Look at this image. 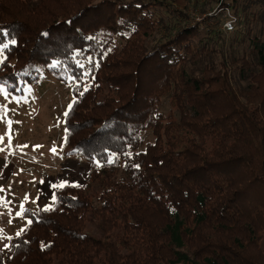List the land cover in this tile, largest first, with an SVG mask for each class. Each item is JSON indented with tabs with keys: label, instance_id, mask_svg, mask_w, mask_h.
I'll return each instance as SVG.
<instances>
[{
	"label": "trees",
	"instance_id": "trees-1",
	"mask_svg": "<svg viewBox=\"0 0 264 264\" xmlns=\"http://www.w3.org/2000/svg\"><path fill=\"white\" fill-rule=\"evenodd\" d=\"M189 1L0 0V86L68 85L88 165L0 264H264V0H193L228 35L177 27Z\"/></svg>",
	"mask_w": 264,
	"mask_h": 264
},
{
	"label": "rangeland",
	"instance_id": "rangeland-1",
	"mask_svg": "<svg viewBox=\"0 0 264 264\" xmlns=\"http://www.w3.org/2000/svg\"><path fill=\"white\" fill-rule=\"evenodd\" d=\"M201 4L200 1L193 6V0H190L175 7L181 12L176 17L177 27H190L193 14L202 15L212 10L203 11ZM220 23L218 16L194 26H207L218 32ZM38 70L37 84L25 86L16 94L6 92L3 87L4 92H0V105L7 106V118L13 121L11 151L15 153L0 152V187L5 189L0 196L11 201L7 208L0 207V229L3 230L0 251L8 246V237H14L27 224L26 219L16 216L21 204L28 211L41 210L51 204L52 195L58 189L52 188V184L66 181L68 185H81L88 171L84 160L62 152L63 113L72 100L70 87L55 81L41 67ZM7 131L6 123L0 122V134ZM7 143L5 136L4 146ZM53 145L57 147L58 155L50 151Z\"/></svg>",
	"mask_w": 264,
	"mask_h": 264
},
{
	"label": "snow or ice",
	"instance_id": "snow-or-ice-1",
	"mask_svg": "<svg viewBox=\"0 0 264 264\" xmlns=\"http://www.w3.org/2000/svg\"><path fill=\"white\" fill-rule=\"evenodd\" d=\"M4 36H7L8 34L5 32L3 33ZM16 40L15 39H11L8 40L6 43H0V63H3V57H2V53L4 49H7L9 47V44H15ZM85 91H87V87H85L84 89ZM0 92H4V89L2 87H0ZM84 93L81 92L80 95L82 96ZM7 98V96L5 97ZM77 101L74 99L72 102L69 103V105L67 106L66 111L63 113V115L65 117L69 116V114L71 113V111L73 110L74 104ZM7 106L6 105H0V122H5L7 125V129L8 131L5 134H0V152H5L8 151L9 155H14L15 153L13 151H11L12 148V137H11V126L13 124V121H11L10 119L7 118ZM65 133L66 135L63 138V141L66 143L67 139H68V129H65ZM5 136H7L8 139V143L6 146H4V140H5ZM20 147V146H17ZM24 147H27L26 145ZM36 147H42V146H36ZM50 151L54 154V155H58V149L55 145H53V147L50 149ZM71 155V154H69ZM127 155H131L130 153H127ZM113 162L111 159H109V163ZM134 167H139V165H134ZM41 183H43V181H41ZM65 186H68V182L66 181H61L59 184H52L51 187L52 188H63ZM72 187H79V184H72ZM5 189L0 187V193L4 192ZM25 199H28L27 197H25ZM75 199V198H73ZM57 202V196L55 195V193H53L52 195V202L49 205H45L43 209H41L42 211H51L54 210L53 205H55V203ZM11 203V201L7 200L6 197L4 196H0V207H4L7 208L8 205ZM33 203H35V201H33ZM20 211L16 212V216L18 217H24L25 212L27 211V209L24 208V205L21 204L20 205ZM11 222V221H10ZM32 223V221L29 219L27 220V224L30 225ZM24 231V229H22L20 232H17V236H20L22 234V232ZM3 235V230L0 229V236ZM8 239H11V237H8ZM7 247V245H6ZM43 247V245H42Z\"/></svg>",
	"mask_w": 264,
	"mask_h": 264
},
{
	"label": "built area",
	"instance_id": "built-area-1",
	"mask_svg": "<svg viewBox=\"0 0 264 264\" xmlns=\"http://www.w3.org/2000/svg\"><path fill=\"white\" fill-rule=\"evenodd\" d=\"M217 16H220L221 23L219 31L224 34H231L237 29V16L232 13L228 8L217 6L206 14L197 15L196 13L192 16V26L202 23L208 19L212 21Z\"/></svg>",
	"mask_w": 264,
	"mask_h": 264
}]
</instances>
